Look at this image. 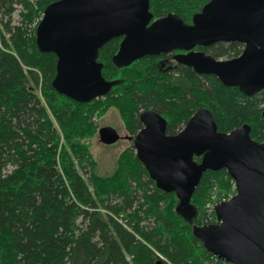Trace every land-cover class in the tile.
<instances>
[{
	"label": "trees",
	"instance_id": "16d2710c",
	"mask_svg": "<svg viewBox=\"0 0 264 264\" xmlns=\"http://www.w3.org/2000/svg\"><path fill=\"white\" fill-rule=\"evenodd\" d=\"M56 1L0 0V264H228L192 233L194 225L216 222L206 214L212 196L231 193L234 181L225 169L204 173L183 210L187 221L175 210L176 195L156 187L133 146L112 174L102 176L88 141L98 131L94 119L111 108L130 138L142 129V111L160 113L167 134L176 135L206 108L220 132L247 124L251 138L262 143L264 90L248 97L179 65L175 53L118 69L113 57L122 38H115L98 61L107 81L122 83L105 98L73 101L52 86L56 55L36 44L44 11ZM210 1L150 0V12L154 19L174 13L191 24ZM243 49L239 43L196 48L216 59L236 58Z\"/></svg>",
	"mask_w": 264,
	"mask_h": 264
},
{
	"label": "water",
	"instance_id": "95a60500",
	"mask_svg": "<svg viewBox=\"0 0 264 264\" xmlns=\"http://www.w3.org/2000/svg\"><path fill=\"white\" fill-rule=\"evenodd\" d=\"M122 38L113 63L126 68L147 56L181 51L179 65L212 75L252 97L264 90V0H211L188 24L177 14L154 19L150 0H58L48 5L36 29L40 52L57 57L53 88L78 103L105 98L122 83L107 81L98 61L101 49ZM239 43L232 59H216L197 47ZM264 115V112H263ZM142 129L133 139L136 156L156 187L178 199L183 212L207 171L226 170L236 194L217 204V223L192 228L206 251L229 264H264V142L251 138L247 124L218 130L213 114L198 109L176 135L154 110L142 111ZM104 145L122 137L112 126L99 129ZM191 207V206H190Z\"/></svg>",
	"mask_w": 264,
	"mask_h": 264
},
{
	"label": "rangeland",
	"instance_id": "374dc122",
	"mask_svg": "<svg viewBox=\"0 0 264 264\" xmlns=\"http://www.w3.org/2000/svg\"><path fill=\"white\" fill-rule=\"evenodd\" d=\"M16 7L20 8L19 6H16ZM2 14L3 13L0 11V21H1V18H3ZM5 21H7V18L5 19ZM18 22H19V15H18V12H15V14L13 15V25L18 24ZM221 59L226 60L228 58H221ZM94 121L98 127V131H97L96 136L91 137L90 140L88 141V145L90 148L89 151L92 153L94 159L97 162V169L100 175L107 176L114 172L117 166V160L119 156L129 147L133 146V139L130 138L131 134L127 132L125 125L117 109L115 108H111L103 116L99 118H95ZM106 126H112L115 129H117L122 139L114 145L108 146V145L102 144L99 138V129L106 127ZM85 177L88 178L87 175ZM235 194H236V187L234 183V187L232 188L231 193H228V194L215 193L212 196V202L207 206V209H206V214L208 215L209 218L211 217L210 219L211 223L213 222V219L216 217L215 212H214V207L221 202H225L229 200Z\"/></svg>",
	"mask_w": 264,
	"mask_h": 264
},
{
	"label": "flooded vegetation",
	"instance_id": "af4514ba",
	"mask_svg": "<svg viewBox=\"0 0 264 264\" xmlns=\"http://www.w3.org/2000/svg\"><path fill=\"white\" fill-rule=\"evenodd\" d=\"M197 51V50H196ZM176 52H178V53H176ZM173 53H175L174 55H177V54H180V53H182L181 51H175V52H173Z\"/></svg>",
	"mask_w": 264,
	"mask_h": 264
},
{
	"label": "built area",
	"instance_id": "2783aa9c",
	"mask_svg": "<svg viewBox=\"0 0 264 264\" xmlns=\"http://www.w3.org/2000/svg\"><path fill=\"white\" fill-rule=\"evenodd\" d=\"M216 222H217V220H216ZM229 264V263H228Z\"/></svg>",
	"mask_w": 264,
	"mask_h": 264
}]
</instances>
